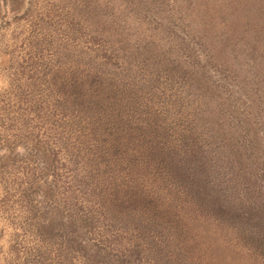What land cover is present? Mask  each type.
Instances as JSON below:
<instances>
[{
	"label": "rangeland",
	"instance_id": "1",
	"mask_svg": "<svg viewBox=\"0 0 264 264\" xmlns=\"http://www.w3.org/2000/svg\"><path fill=\"white\" fill-rule=\"evenodd\" d=\"M260 168L264 0H0V264H264Z\"/></svg>",
	"mask_w": 264,
	"mask_h": 264
},
{
	"label": "trees",
	"instance_id": "2",
	"mask_svg": "<svg viewBox=\"0 0 264 264\" xmlns=\"http://www.w3.org/2000/svg\"><path fill=\"white\" fill-rule=\"evenodd\" d=\"M260 171L261 174H257L256 178H263L264 177V168L257 169ZM229 187V186H228ZM229 189V188H228ZM230 190V189H229ZM227 194H229L226 191ZM256 197L255 196H246L248 199L244 200L242 203V207H236L235 200L239 199L237 196H234L236 199L230 198V194L227 195V207L229 211L232 208H235L238 210L239 219L243 220V215L245 218L250 221L251 228L249 229L250 235L249 237L256 241V248L259 252L264 254V181L260 180L258 182V185H256ZM210 204H215L214 201L211 202L209 200Z\"/></svg>",
	"mask_w": 264,
	"mask_h": 264
}]
</instances>
